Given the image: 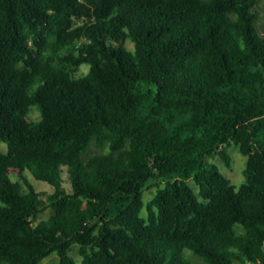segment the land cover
<instances>
[{
    "label": "trees",
    "instance_id": "obj_1",
    "mask_svg": "<svg viewBox=\"0 0 264 264\" xmlns=\"http://www.w3.org/2000/svg\"><path fill=\"white\" fill-rule=\"evenodd\" d=\"M257 4L0 0V264H264ZM231 143L238 186L208 161Z\"/></svg>",
    "mask_w": 264,
    "mask_h": 264
},
{
    "label": "rangeland",
    "instance_id": "obj_2",
    "mask_svg": "<svg viewBox=\"0 0 264 264\" xmlns=\"http://www.w3.org/2000/svg\"><path fill=\"white\" fill-rule=\"evenodd\" d=\"M263 4L264 0H258V4L256 6V11H257V19H256V24L261 28L263 24ZM126 45L128 48H132L131 42L127 41ZM88 65L87 64H81L76 71V75L83 74L87 71ZM40 118V111L36 105H33L29 111L27 112V119L30 121H37ZM0 150L5 151L6 150V145L3 142H0ZM227 153L230 157V164L227 167L225 165V162L220 158L219 155H214L212 157H208V161L213 162L218 170L227 178H229L230 182L238 186L242 181H243V174H242V169L244 167V162H245V156H243L237 149V146L233 143L228 145L226 147ZM101 148L96 147L93 144H90L87 152L83 155V158H86L88 155H92L95 153L101 152ZM24 177L32 184V186L35 188L36 191H38L41 194L42 198H46L48 194L52 193L53 187L47 183L46 181L43 180H38L35 179L27 170L23 171ZM62 177H63V185L66 188L70 187V184L67 180L65 168H63L62 172ZM10 178L14 181H19L22 184V187L25 188L26 186L22 183V180L19 179L18 174L16 171H13L10 173ZM189 184L196 190V185L192 180H189ZM155 190V186H152L149 189H146L143 193L144 199L149 198L152 193ZM49 215V209L44 210L39 214V218H47ZM70 255L75 259L76 264H79L80 261V256L77 253L76 250V245H73L72 250L70 251ZM191 255V254H190ZM193 260L197 262L198 264H203L202 261H200L198 258L194 257L191 255ZM39 264H57V256L55 253L50 254L46 258H44Z\"/></svg>",
    "mask_w": 264,
    "mask_h": 264
},
{
    "label": "built area",
    "instance_id": "obj_3",
    "mask_svg": "<svg viewBox=\"0 0 264 264\" xmlns=\"http://www.w3.org/2000/svg\"><path fill=\"white\" fill-rule=\"evenodd\" d=\"M247 264H249V263H247ZM256 264H262V263H259V262H258V263H256Z\"/></svg>",
    "mask_w": 264,
    "mask_h": 264
}]
</instances>
